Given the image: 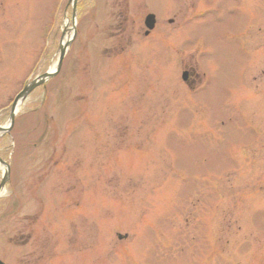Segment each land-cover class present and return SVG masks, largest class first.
Listing matches in <instances>:
<instances>
[{
	"label": "rangeland",
	"instance_id": "rangeland-1",
	"mask_svg": "<svg viewBox=\"0 0 264 264\" xmlns=\"http://www.w3.org/2000/svg\"><path fill=\"white\" fill-rule=\"evenodd\" d=\"M1 128L4 264H264V0H0Z\"/></svg>",
	"mask_w": 264,
	"mask_h": 264
},
{
	"label": "water",
	"instance_id": "water-1",
	"mask_svg": "<svg viewBox=\"0 0 264 264\" xmlns=\"http://www.w3.org/2000/svg\"><path fill=\"white\" fill-rule=\"evenodd\" d=\"M145 26L148 29V31L146 32V35H149L150 31H152L155 26H156V17L153 14H150L146 17L145 19ZM66 54V47H64V49H62L61 51V57L58 63V68L55 72L51 73V74H46L43 76L42 79H40L37 82H33L32 84H30L28 87H26L15 99L14 104H13V112L11 115V121H12V125L14 123V117H15V108L18 102H20L21 100H24L34 89H36L37 87H39L40 85H42L44 83V81H46L47 79H51L52 77H54L60 70L63 59L65 57ZM186 76L187 74L184 73L183 75V79L186 80ZM1 130V129H0ZM8 177L5 176L4 179L2 180L1 184H0V192L2 190V188L5 186L6 181H7ZM0 264H4L3 262L0 261Z\"/></svg>",
	"mask_w": 264,
	"mask_h": 264
},
{
	"label": "flooded vegetation",
	"instance_id": "flooded-vegetation-1",
	"mask_svg": "<svg viewBox=\"0 0 264 264\" xmlns=\"http://www.w3.org/2000/svg\"><path fill=\"white\" fill-rule=\"evenodd\" d=\"M210 10L211 11H213L211 8H209V12H210ZM211 13V12H210ZM154 31V30H153ZM183 73H187V76H186V80L184 81L185 83H187L188 85H192V84H194V80H193V71H191V70H184L183 71ZM190 85V86H191ZM189 86V87H190Z\"/></svg>",
	"mask_w": 264,
	"mask_h": 264
},
{
	"label": "bare ground",
	"instance_id": "bare-ground-1",
	"mask_svg": "<svg viewBox=\"0 0 264 264\" xmlns=\"http://www.w3.org/2000/svg\"><path fill=\"white\" fill-rule=\"evenodd\" d=\"M69 38H70V37H68V39H69ZM65 43H67V38H66V40L64 41V44H65ZM20 104H21V103H20ZM20 104L18 103V105L16 106L17 108L15 109V115L18 114V112H19V110H20V108H19V107H20ZM4 130H6V128H1L0 131L3 132ZM1 195H3V192H0V196H1Z\"/></svg>",
	"mask_w": 264,
	"mask_h": 264
}]
</instances>
